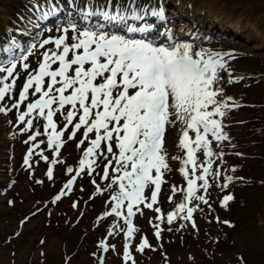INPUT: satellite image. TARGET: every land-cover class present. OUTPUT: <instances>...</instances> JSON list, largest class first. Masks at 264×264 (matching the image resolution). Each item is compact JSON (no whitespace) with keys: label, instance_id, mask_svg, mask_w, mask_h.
Listing matches in <instances>:
<instances>
[{"label":"rangeland","instance_id":"rangeland-1","mask_svg":"<svg viewBox=\"0 0 264 264\" xmlns=\"http://www.w3.org/2000/svg\"><path fill=\"white\" fill-rule=\"evenodd\" d=\"M16 1L0 0V61L35 51L26 61L18 60L17 84L5 100L0 101V106L11 109L0 112V264H133V261L135 264H160L158 260L164 259L166 253L175 259L176 264H185V252L177 253L176 245L182 243L178 238L173 239L178 242H175L176 245L170 244L168 251L163 248L165 237L172 235L169 228L181 220L177 218L170 225L166 220L167 212L183 200L182 193L173 195L172 186L187 187L179 172L182 166L179 160H169L172 170L165 173L158 203L154 205V208H161L164 221L158 223L156 217L159 214L141 205V211L133 216L137 231L128 239L120 230L123 228L126 231L123 219L115 215L98 219L110 210V197L117 190L116 185L109 190L107 185L111 180L102 179L104 162L101 160H98V166L91 176L87 171L82 173L76 178L71 192L53 202L64 188L61 186L75 175V172L67 173L66 169L69 166L77 168L79 154L85 144L88 146L87 141L77 146L83 129L72 140L67 139L68 133L65 134V143L58 157L47 147L45 135L38 136L35 141L28 140L36 129L43 131L42 118L34 119L33 129L20 131L25 124L18 121L19 112L25 111L26 104L38 98L32 96L30 90L28 101L21 104L19 109L12 108L28 72L38 68L45 51L55 49L54 41L59 36L65 35L66 42L70 44L75 42L73 38L79 31L85 28L96 31L98 26L109 33L154 41L158 45L190 43L194 51L208 49L226 54L223 56L226 68L220 72L222 79L218 85L223 89V95L218 99L230 96L233 101L229 103L235 102L239 107L226 110L222 118L217 117L221 119L223 131L229 137L227 141H215L209 134L213 151L224 153L220 159L213 157L212 172L219 170L221 176H210L207 193L203 190L197 193L205 195L208 204L192 201V205L199 204V210L203 212L196 213L198 217L195 220H204L205 217L208 228L204 230L207 235L197 240L201 232L193 228L192 244L190 242L185 247L187 251L192 248L197 250L195 261L197 258L200 260L196 264H231L232 260H238V264H264V0H114L118 5L135 9L137 15L142 17L140 20L133 18L132 24L124 19L111 22L100 19L95 9L91 15L86 14L83 4L86 0H81L77 2L75 12L82 14L83 18L71 13L60 18L59 13L54 16V26H49L51 20L48 18L53 13L48 9L49 0ZM53 1L58 6L61 2L67 3L66 0ZM89 1L98 8L105 2ZM15 7L18 11H25V19L35 21L31 36L17 32L9 34V30L20 29L23 24ZM161 7L166 10L171 22L164 23L160 28H141L140 24L147 19L153 20V11ZM146 9L147 19L143 16ZM121 10L124 11L123 7ZM70 24H75L77 31L69 28L65 33L63 29ZM183 24L191 28L187 34L180 29ZM129 28L133 31L129 32ZM45 39L50 43L41 48ZM17 50H21L20 53L16 54ZM25 62L29 65L27 70L23 68ZM3 75L6 73H0V77ZM10 82L11 78L5 81ZM55 119L58 129L63 127V116L58 114ZM178 135V127H169L165 133V148L169 157L183 156L177 146ZM90 138H94L93 134H90ZM41 140L45 143L39 144ZM34 143L39 147L33 149L29 167L24 164V159ZM41 152L49 157L48 161L41 158ZM197 156L198 163L204 161L203 153H197ZM53 159L62 163L53 165L50 163ZM49 167L53 170L51 179L46 174ZM109 172L110 175L115 174L111 169ZM225 176L233 177L227 189L222 188L226 182ZM97 185L101 191H97ZM228 193L234 199L223 207L221 200ZM144 194L151 196L150 186L145 188ZM170 196L172 201L169 200ZM154 221L161 230L159 237L155 235ZM224 221L229 223L225 224ZM113 225L119 227L114 228ZM214 227L218 228V233L214 234L216 237L212 235ZM144 238L149 246L140 251L139 244ZM126 244L131 260L124 259ZM209 250L211 253L208 256H215L214 261L202 253Z\"/></svg>","mask_w":264,"mask_h":264},{"label":"snow or ice","instance_id":"snow-or-ice-1","mask_svg":"<svg viewBox=\"0 0 264 264\" xmlns=\"http://www.w3.org/2000/svg\"><path fill=\"white\" fill-rule=\"evenodd\" d=\"M152 14L164 18L163 9ZM69 28L77 31L75 24L63 31L67 33ZM73 39L75 42L70 44L65 35L55 39V49L45 51L38 68L28 72L19 90V98L12 104V108L19 109L28 101L30 90L32 96L38 97L26 104L25 111L19 112L17 119L25 124L20 131L33 129L34 119L42 118L43 131L36 129L28 140L35 141L38 136L45 135L47 147L57 157L65 143V134L68 133L67 139L72 140L83 129L77 146L84 145L85 141L88 146L83 149L78 167L66 169L67 173L75 172V175L65 183L53 202L71 192L76 178L82 173L87 171L91 176L101 160L104 162L102 179H110L107 188L110 190L116 185L117 190L110 197V210L98 219L112 215L123 219L126 231L120 230L130 239L137 231L131 218L141 211V205L153 209L159 214L156 219L164 221L161 208H154V205L158 203L165 173L172 170L169 160H179L182 165L179 172L187 188L172 186L173 195L182 193L183 200L167 212L166 220L170 225L181 218L192 221L195 227L193 212L199 209V204L192 205V201L208 204L205 195L197 193L200 190L207 193L210 176H221L219 170L212 172L213 157L220 159L224 153L213 151L209 134L215 141H227L229 137L217 117L222 118L226 110L239 107L235 102L229 103L233 101L230 96L218 99L223 95V89L218 85L222 79L220 72L226 68L223 59L226 54L208 49L194 51L190 43L158 45L154 41L109 33L100 26L96 31L85 28ZM49 43L50 40L45 39L40 47ZM18 60L26 61L27 55L0 61V73H6L0 77V101H4L17 84ZM23 68L29 69L28 63H23ZM10 78L11 82L5 83ZM7 111L11 109L0 106V112ZM58 114L64 121L59 129L55 119ZM169 127L179 129L177 146L183 156L169 157L165 148V133ZM90 134L94 138H90ZM43 143V140L39 142ZM39 144L34 143L29 148L25 165L30 167L29 158ZM197 153H203V162L198 163ZM40 155L45 161L49 160L42 152ZM50 163L55 165L62 161L53 159ZM109 169L115 174L110 175ZM46 174L52 178V167ZM224 179L226 182L222 188L227 189L233 177L225 176ZM93 183H96L95 179ZM149 186L151 196L147 197L144 193ZM97 191H101L99 185ZM233 199L231 194L224 195L221 205L227 207ZM169 200L172 201L171 196ZM154 227L155 235L159 237V225ZM148 246L144 238L138 250L143 251ZM127 248L126 244L124 259L131 260Z\"/></svg>","mask_w":264,"mask_h":264},{"label":"trees","instance_id":"trees-1","mask_svg":"<svg viewBox=\"0 0 264 264\" xmlns=\"http://www.w3.org/2000/svg\"><path fill=\"white\" fill-rule=\"evenodd\" d=\"M14 1H16V0H14ZM67 1V3L65 4L64 2H61V4L59 5V6H61L59 9H61L63 6H66L67 4H68V0H66ZM111 0H105V2H104V4L103 5H101L99 8L97 7V6H95L91 1H89V0H86V2H88L89 3V5L91 6V7H93V8H95V9H98V11L100 10V9H104L105 7H106V5L110 2ZM16 3H17V1H16ZM54 4L57 6V7H59L55 2H54ZM122 7H123V9L125 10V8H127V7H125V6H123V5H121ZM51 7V5L49 4L48 5V9H51L50 8ZM15 9H16V12H18V17L21 19V22H23V24L21 23V26H20V29H11V30H9V34L10 33H12V32H19V34H21V35H25V33L26 32H30V26H34V23H32V24H30L29 22L30 21H32V20H29L28 18H26L25 19V11L23 10H21V11H18V9L15 7ZM14 9V10H15ZM58 10V9H57ZM56 10V11H57ZM62 10V9H61ZM159 10V9H158ZM157 10V11H158ZM120 12L122 13L123 11L121 10V8H120ZM54 15V12L52 13V14H50L49 16H53ZM50 18V17H49ZM53 18V17H52ZM51 18V19H52ZM29 20V21H28ZM26 22H28V23H26ZM78 138H76L75 140H77ZM87 146V144H85L84 145V147H83V149L85 148ZM83 149H82V151L80 152V154H79V160H80V158L82 157V155H83ZM262 155L264 156V153L262 152ZM260 160H262V157L260 158ZM78 167V166H77ZM62 187V186H61ZM191 206V205H190ZM196 213H200V214H203V212L201 211V210H199V209H197L196 211H195V213L193 212V220L195 221V227H193L191 224H192V221H185V220H183V219H181V218H178V219H181L180 221H178V223L176 224H172V228H169V231L172 233V235L170 236V237H165V243H164V245H163V248H164V250L165 251H168L169 249H168V247H169V245L170 244H175V242H178V241H180V245H176V248H177V253L180 251L181 253H183V252H185V257H186V261H185V264H196L200 259L199 258H197V260L195 261V258L198 256V252H197V250L195 249V248H192L191 250H189V251H187L186 250V245L187 244H189L190 242H191V244H192V241H193V238H192V233H191V231H192V229L193 228H196L197 229V231H199V232H201V234L200 235H198L197 236V240L198 239H200V238H202V237H204L205 235H207L206 233H207V231H205L204 230V228L205 227H207L208 228V226H207V224H206V219H205V217H204V220H201L200 218H198V220H197V222H196V220H195V217H198L197 215H196ZM157 222L158 223H161L162 221H160V220H157ZM174 222V221H173ZM155 225H156V223H155V221L153 222ZM181 225H183V227H181ZM214 229V231L212 232L213 234V237H216V235H214L215 234V232H217L218 233V228L217 227H214L213 228ZM205 234V235H204ZM211 234V233H210ZM213 237H212V240H211V243L213 242ZM174 238H178V241H173V239ZM190 238H192V240L190 239ZM198 242V241H197ZM200 244H197L196 246H199ZM217 246H218V242H217ZM175 248V249H176ZM216 250H217V248H216ZM202 253H203V255H204V257H206V258H209V259H211V260H215V256H208V253H211V251L209 250V251H202ZM215 254H216V251H215ZM159 262H160V264H176V262H175V259L173 258V257H170V254L169 253H166L165 254V256H164V259H159L158 260ZM231 264H238V260H232L231 262H230ZM215 264H217L216 262H215ZM220 264V263H219Z\"/></svg>","mask_w":264,"mask_h":264},{"label":"bare ground","instance_id":"bare-ground-1","mask_svg":"<svg viewBox=\"0 0 264 264\" xmlns=\"http://www.w3.org/2000/svg\"><path fill=\"white\" fill-rule=\"evenodd\" d=\"M180 29H184L186 31L185 33L187 34L188 32H190V29L191 28H189L188 26H186V25L183 24Z\"/></svg>","mask_w":264,"mask_h":264}]
</instances>
